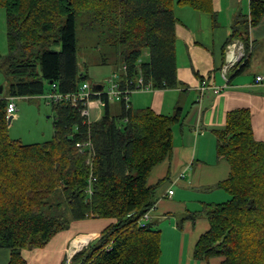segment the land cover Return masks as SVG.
I'll use <instances>...</instances> for the list:
<instances>
[{
  "label": "trees",
  "instance_id": "obj_1",
  "mask_svg": "<svg viewBox=\"0 0 264 264\" xmlns=\"http://www.w3.org/2000/svg\"><path fill=\"white\" fill-rule=\"evenodd\" d=\"M176 5L215 17L214 0H0L8 46L0 74L9 83V94L0 95V249L10 251L9 264H29L25 250L45 249L72 223L90 219L110 223L73 256V264H160L162 232L141 221L156 205L161 182L151 186L149 178L172 156L181 109L163 115L123 102L122 114L112 116L103 91L91 96L105 106L94 123L81 107L51 103L54 136L41 144L12 138L7 110L17 97L47 96V83L52 91L75 94L89 81L77 56L83 18L117 50L122 89L133 90L140 77L155 90L178 88ZM263 17L264 1L252 0L250 13L236 18L228 43L241 41L246 52L236 74L249 65L250 31ZM214 132L218 156L230 165L217 187L230 199L205 204L189 217L204 216L210 224L193 257L264 264V142L255 139L249 109L231 111L225 127Z\"/></svg>",
  "mask_w": 264,
  "mask_h": 264
},
{
  "label": "crops",
  "instance_id": "obj_2",
  "mask_svg": "<svg viewBox=\"0 0 264 264\" xmlns=\"http://www.w3.org/2000/svg\"><path fill=\"white\" fill-rule=\"evenodd\" d=\"M251 1L214 0L215 17L189 6L176 5L179 87L138 91L130 96L129 107L132 109L150 108L163 115H174L177 109H181L183 116V123L174 129L171 158L158 165L150 175L151 186L161 184L154 209L148 219L142 220V224L162 232L160 264H220V258L209 262L194 259V247L209 230L210 224L204 216H199L196 221L189 218L193 213L201 212L205 204L224 203L230 199L225 190L217 187L229 177L230 165L218 156V139L214 131L225 127L231 111L249 109L255 139L264 142V81L256 83L257 77L264 78V17L250 31L251 57L248 67L239 74L236 72L242 65L232 67L226 73L228 82L224 78L231 45L242 43L238 40L228 43L233 26L238 15L250 13ZM251 71L257 73L253 79L245 76ZM204 80L220 88V93L207 91L202 95L200 86ZM95 86L100 87V92L104 91V86ZM88 108L90 122L102 120L105 106L101 101H90ZM118 110L119 107L110 102V114L121 115ZM52 131L50 135L54 136L53 128ZM170 191L174 192L172 196L169 195ZM109 223L101 219L74 222L68 231L58 234L42 249L44 253L25 250L23 256L29 264H40L35 259L39 254L45 264H63L71 251L76 254L83 249L82 246L87 247ZM49 246L54 251H48ZM10 260V251L0 249V264H9Z\"/></svg>",
  "mask_w": 264,
  "mask_h": 264
},
{
  "label": "rangeland",
  "instance_id": "obj_3",
  "mask_svg": "<svg viewBox=\"0 0 264 264\" xmlns=\"http://www.w3.org/2000/svg\"><path fill=\"white\" fill-rule=\"evenodd\" d=\"M77 39V56L81 72L88 74V83L90 85H102L104 86V92L109 93L111 85L107 81L113 72L117 70V67L122 64L117 50L106 43L103 39L102 31L90 27L85 18L78 20ZM7 50L6 12L5 9L0 8V55L7 54ZM105 59L107 60L104 61ZM143 61H149V53L147 51H144ZM256 74L255 71H251L247 72L245 76L253 79ZM0 87L4 89L0 95L9 94V83L6 82V77L3 74H0ZM46 91L47 94L52 91V87L48 83ZM14 102L17 105V112L14 117L17 119H13L9 125L12 138L19 139L24 144H41L53 139V135H50V133L53 134L54 116L52 106L46 99L42 97H17ZM111 104L117 105L119 107L118 111L122 113L121 101L113 100ZM51 250L54 251V248L49 246L48 251ZM31 251L44 253L42 249H32L29 253H32ZM40 255L35 256V259L40 264H45V260L41 259Z\"/></svg>",
  "mask_w": 264,
  "mask_h": 264
},
{
  "label": "built area",
  "instance_id": "obj_4",
  "mask_svg": "<svg viewBox=\"0 0 264 264\" xmlns=\"http://www.w3.org/2000/svg\"><path fill=\"white\" fill-rule=\"evenodd\" d=\"M230 52L231 54H230L229 64L225 66L224 68V72H225L224 78L226 79L227 82H228V78L226 76L227 71L230 70L232 67L238 68L240 65L243 66L246 61V52H245V47L243 44L241 45L237 43L232 44L230 47ZM242 66H240V68ZM123 70L126 71V67H123ZM119 80H120V73L115 72L112 74V76L107 81L111 85V89H109L110 91L109 93H107L110 101L116 100V101H121V102H125L128 104L130 103L129 101H130V96L132 95V93L138 92V91H149L152 89L151 85H145V82L143 78L141 77L137 80V84L133 90L122 89L121 84L119 83ZM263 81H264V78L261 76L256 78V83H262ZM130 85H133V83H130ZM207 91H212L213 93L218 94L220 93L221 89L216 86L211 85L209 81L204 80L201 82L200 92L203 95ZM101 93L102 92L100 91H94L89 83H85L80 88V90L75 94H62V93L57 92L56 90H53L51 91V93H49L44 98L50 104L66 102V103H70L74 107H81L82 116L87 117L89 119L90 112H89L88 106L91 101V96L100 95ZM7 112H8V118L13 119L15 113L17 112V106L15 102L13 101V99L10 100ZM78 147H81V145L78 144ZM173 194H174L173 191L169 192L170 196H172ZM150 212L144 216L143 220L149 218ZM141 225L145 226L144 224H142V221H141ZM81 248H84V246H82ZM74 255L75 254H72V251L69 253V255L67 256L66 264H73L72 258Z\"/></svg>",
  "mask_w": 264,
  "mask_h": 264
},
{
  "label": "water",
  "instance_id": "obj_5",
  "mask_svg": "<svg viewBox=\"0 0 264 264\" xmlns=\"http://www.w3.org/2000/svg\"><path fill=\"white\" fill-rule=\"evenodd\" d=\"M50 84H53L52 82ZM102 88V87H101ZM94 91H99L100 87L94 86ZM0 93H3V87H0ZM12 122V118H9V124Z\"/></svg>",
  "mask_w": 264,
  "mask_h": 264
},
{
  "label": "clouds",
  "instance_id": "obj_6",
  "mask_svg": "<svg viewBox=\"0 0 264 264\" xmlns=\"http://www.w3.org/2000/svg\"><path fill=\"white\" fill-rule=\"evenodd\" d=\"M87 83H88V82H87ZM94 86H95V85H94ZM94 86L91 85L92 89H93ZM93 90H94V89H93ZM8 120H9V118H8ZM12 120H13V119H12Z\"/></svg>",
  "mask_w": 264,
  "mask_h": 264
}]
</instances>
